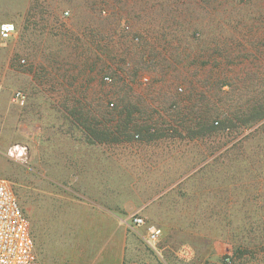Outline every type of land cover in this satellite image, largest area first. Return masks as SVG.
<instances>
[{"label":"rangeland","instance_id":"1","mask_svg":"<svg viewBox=\"0 0 264 264\" xmlns=\"http://www.w3.org/2000/svg\"><path fill=\"white\" fill-rule=\"evenodd\" d=\"M37 10L49 19L36 22ZM4 20L14 22L17 30L7 41L0 39V176L12 182L43 260L62 256L65 226L51 214L46 197H34L31 127L79 128L86 131L88 144L108 145L135 136L149 122L164 128L168 120L189 131L188 140L177 138L169 148L168 160L195 167L208 156L209 171L203 165L188 185H168L162 208L143 216L161 229L159 257L145 247L140 239L144 228H133L130 218L127 229L116 233L112 228L111 239L123 235L126 240L122 264H264V0H0V23ZM21 30L24 36L39 30L42 36L91 37L72 38L69 59L41 60L43 80L38 82L47 96L53 84L47 68L54 59L60 69L68 64L77 73L89 72L87 81L72 89L87 103L34 102L38 94H28L29 80L23 76L31 58L15 48L13 39ZM90 48L96 52L88 55ZM105 75L111 83H104ZM142 77L149 82L142 84ZM15 90L27 95L25 106L11 104ZM57 91L62 96V88ZM143 98L161 107L164 118L156 119L152 108L147 114L154 118L140 115ZM226 128L246 136V163L233 160L239 145ZM15 145L26 147L23 159L15 157ZM90 183L88 179L87 199L74 202L83 214L77 216L83 232L71 237L77 242L99 234L84 232L89 227L85 222L94 220L88 215L93 210L85 206L96 201ZM183 249L187 255L180 254Z\"/></svg>","mask_w":264,"mask_h":264},{"label":"crops","instance_id":"2","mask_svg":"<svg viewBox=\"0 0 264 264\" xmlns=\"http://www.w3.org/2000/svg\"><path fill=\"white\" fill-rule=\"evenodd\" d=\"M4 7L8 8L6 5ZM33 17L36 22L49 19V16H44L39 10L34 13ZM4 22L14 23L10 20H4L1 23ZM29 35L25 34L24 36L21 30L18 36H14L13 39L16 43L15 48L19 46L21 52L31 58L23 76L29 80L30 87L26 89L28 94H32V96L38 94L33 96L34 102L36 104L45 102L56 104L60 99H63L68 103H87L86 98L74 96L72 89L79 88L81 82L87 81L89 72L77 73L68 64H63L60 69L54 59L53 66L47 68V79L53 82L50 85L52 90L47 92V96L42 94L41 83L38 82L43 80L41 60L43 62L44 58L49 60V58L58 56L70 58L73 52L70 47L74 40L72 38L81 37L82 41H87L91 37L66 36L64 33L42 36L39 30H32ZM11 52H18V50H11ZM94 52L96 50L92 48L86 51L88 55ZM24 61L22 60V62ZM49 61L48 63H50ZM4 70L6 73V66ZM74 81L78 84H75ZM126 85L131 87L129 83ZM60 88L63 90L62 96L57 91ZM64 89L68 90L67 95H65ZM132 99L128 98L126 101ZM143 100L142 105L146 112L152 108L155 112L154 115L157 116L156 119L164 118L163 112L160 110L161 107H153V104L147 100L145 102L144 98ZM146 117H148L146 119L154 118L153 115L151 117L147 114ZM165 122L164 128H156L150 122L146 126H142L140 132L135 133L139 135L137 140L133 138L134 135H130L125 141L111 142L108 145L97 142L88 144L86 131L79 128L73 130L45 129L41 128L39 124L31 127L29 133L32 162L30 184L34 197L36 195L40 200L46 197L48 206H51L49 209L51 214L58 217L59 220L61 219L60 223L65 226V235H62L61 238L62 256L59 260H43L36 248L37 255L44 264H122L126 240L123 239V235L122 239H111L112 228L114 227L113 231L118 233L120 228L127 229L129 227L128 218L133 216L143 218V216H148L153 209L160 210L162 208L161 197L172 186H186L189 182L196 180L193 174L201 170L203 165H205L204 169L209 171L208 156L201 164H195L197 165L195 167L194 163H192L193 166L186 163L185 167L181 163L178 167L171 161L172 157L168 160L170 158L169 148L181 137L183 141L188 140L185 138L189 131L177 129L168 120ZM193 168L196 170L190 172ZM210 170L211 172L213 170L211 164ZM88 179L91 181L90 185L95 187L96 201L90 205L91 208L87 203L85 205L86 209L93 210V214L88 215H92L94 220L85 222V225L89 224V227L84 232L99 234L95 236L94 240L85 237L77 242L71 240V237L77 232H83L79 230V221L77 220V216L83 214L80 215L74 202L78 200L80 203L81 200L87 199ZM168 185L171 187L169 188ZM61 201L69 202V205L60 207ZM91 222L95 224L93 227L90 226L93 224ZM143 237L140 236V239L150 250ZM157 248L161 255L159 243ZM150 251L159 257L158 254Z\"/></svg>","mask_w":264,"mask_h":264},{"label":"built area","instance_id":"3","mask_svg":"<svg viewBox=\"0 0 264 264\" xmlns=\"http://www.w3.org/2000/svg\"><path fill=\"white\" fill-rule=\"evenodd\" d=\"M63 16H68L64 11ZM16 33V26L11 22L0 24V39L7 41ZM137 41V38L134 39ZM104 83H111L112 78L105 75ZM140 82L147 84L149 79L142 77ZM182 88H178L181 93ZM10 102L14 106L23 107L27 102V95L21 90H15L11 94ZM114 103L110 102L109 107ZM138 135L134 138L138 139ZM13 153L16 158L23 159L26 155V147L15 145ZM133 228H144L143 240L154 253L160 256L157 244L160 241L161 229L154 224L147 223L140 216L130 218ZM180 254L187 255L188 250H181ZM227 261H229L227 259ZM0 264H44L36 252L35 239L32 234L31 222L29 217L22 209L20 202L15 194L12 182L0 176Z\"/></svg>","mask_w":264,"mask_h":264},{"label":"trees","instance_id":"4","mask_svg":"<svg viewBox=\"0 0 264 264\" xmlns=\"http://www.w3.org/2000/svg\"><path fill=\"white\" fill-rule=\"evenodd\" d=\"M138 113L140 115L143 114V116H145L147 114L146 109H144V108H141L140 110H138ZM130 115H132V112L131 111H128V117L129 118H130ZM176 115L178 116L179 115V112H177ZM140 117H142V116H140ZM142 118H144V117H142ZM225 132H228L227 134L229 135V137L231 138V140H235V142L233 143L234 145H239V148L236 149L237 154H235V152L232 153V155H233L232 158H234L233 160L234 161H237V162L240 161V162L246 163L247 158H245L246 157V155L244 154L245 148L243 147V145L248 142L247 139H246V136H242L241 133L234 134V132H236V131L234 129H230V128H228V129L226 128ZM239 136H241V137L238 138ZM237 138H238V140H236ZM261 152H262V156L264 158V146L261 148ZM259 161H261V160H259ZM244 192L245 193L247 192V188L246 187L244 189Z\"/></svg>","mask_w":264,"mask_h":264}]
</instances>
